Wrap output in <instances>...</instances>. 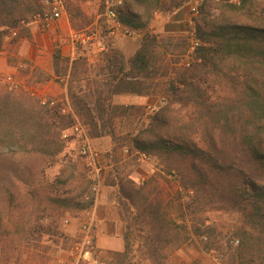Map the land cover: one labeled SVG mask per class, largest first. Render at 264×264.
<instances>
[{"label": "trees", "instance_id": "1", "mask_svg": "<svg viewBox=\"0 0 264 264\" xmlns=\"http://www.w3.org/2000/svg\"><path fill=\"white\" fill-rule=\"evenodd\" d=\"M42 1L0 0V46L10 29L28 24L42 10ZM188 1L124 0L119 21L143 31L138 49L129 57L108 44L98 54L100 61L88 66L86 61H71L56 48L53 74L65 87L73 113L62 114L58 104L41 105L27 91L0 83V151L36 153L59 166L52 183L33 182L35 187L24 193L21 202L13 203L14 194L2 190L9 192L8 206H17L20 213L3 219L0 212V264L11 259L10 252L19 244L29 245L44 235L62 236L59 219L66 209L93 204L89 169L80 154L66 149V130L76 118L89 138L107 135L111 139V149L104 154L108 169L103 183L115 187L118 214L125 224L124 249L113 252L117 264H125L134 226L143 232L152 254L162 243L171 245L193 234L204 237L210 225L202 208L210 201L238 215L233 234L239 243L230 248L225 264H264V183L237 166L238 152L264 165V17L253 10L259 6L257 0H239L238 4L220 0L215 3L222 6L225 1V11L214 17L209 14L212 6L204 0L198 12L201 22L196 36L203 44L196 50L197 61L169 83L171 101L188 110L174 115L166 106L130 139V155L134 150L146 155L163 150L200 160L204 166L191 164L180 176L182 185L195 191L182 194L165 190L156 176L136 181L122 174L129 162L123 159V142L115 133L114 121L139 107L115 103L113 97L151 94L147 79L153 76L159 58L157 37L149 30L153 12L171 13ZM235 12L253 16V22L236 20ZM162 127L166 129L160 132ZM233 173L235 181L224 178ZM22 202L34 204L27 218L20 208Z\"/></svg>", "mask_w": 264, "mask_h": 264}, {"label": "rangeland", "instance_id": "2", "mask_svg": "<svg viewBox=\"0 0 264 264\" xmlns=\"http://www.w3.org/2000/svg\"><path fill=\"white\" fill-rule=\"evenodd\" d=\"M230 1L238 4L239 0ZM257 2L259 6L256 7V10H253L257 15L264 17V0H257ZM207 3L212 6L209 13L210 17L220 16V14L224 13L226 8L224 6L225 1L221 3L222 6L217 5L215 1L212 2L211 0H207ZM66 7L72 15H78V0L68 1ZM95 10L99 19V14L103 10V0L96 1ZM154 16L155 14L153 12V19L149 25V30L157 37L155 50L159 54V58L153 76L147 79L151 94L145 103L137 104L139 109L136 110V112L134 111L132 115L118 117L114 121L117 137L120 142H123V147L126 146L129 149L132 147L130 139L136 136L139 131H143L155 119L156 115H159L164 107L169 106L170 109L172 108L171 114L174 115H183L186 110H188L187 107L185 108L181 106V104L171 101L172 93L169 83L171 80L175 79L179 72L188 68L182 66L181 61L184 56L188 54L189 34L188 32L175 34L155 33L152 28ZM191 16V27L197 31L201 22V17L199 13ZM233 16L239 21L253 22V16L250 17L246 14L237 12H235ZM77 23L83 24L79 26L78 29L85 28L90 24L89 16L86 15L84 18L82 17ZM28 24L14 28L17 32L15 36L11 35V29L4 36L3 43L0 46V61L3 62L0 68V83L7 84L13 89H23L29 94L28 88L39 87L38 85H41L40 82L45 81L49 74H46L45 71H33L32 74H29L26 68H19L16 65L18 61H24L22 57H24L25 53L21 51L28 49L23 46L20 41L22 37L29 36ZM136 30L138 32L136 36L140 39L143 31L139 29ZM51 44L52 51L54 52L57 48L56 44L55 42H51ZM196 50L191 54V61L193 62L197 61L195 56ZM6 64L16 65L18 68L13 73L6 72L2 69ZM9 74L19 83L17 87L6 82L5 77ZM63 88L65 90V87ZM54 96L57 99L63 97L68 98L66 90ZM157 100L163 101L160 109L161 111L158 114L146 115L144 111L145 104ZM165 129V127H162L160 132L165 131ZM66 133L69 136L66 149L73 150L75 154H80L79 149L81 141L72 133L70 127L66 130ZM148 138L152 139L151 136H148ZM262 149H264V141ZM148 155L150 156V161L146 162L133 153L130 155V151L127 154H123V159L129 162V166L126 167L122 174L128 173L130 177L132 174L136 177V181H145L151 176H156L165 190H179L182 194H189L188 190L195 191V188H185L182 185L183 182H181L180 176L188 172V168L191 164L197 165L198 167L204 166L200 160L193 159L190 156L184 157L175 152H165L163 150L155 153L151 152ZM237 159V166L240 167L239 169H242L243 174L249 175L259 183H264V165L262 163L251 159L241 152H238ZM58 169L59 166L57 163H52L51 160L36 153H23L15 150L0 151V212L3 219H6L9 213H14L15 217L20 213V211L16 209L17 206H8L7 199L9 198V192H4L2 191L3 189H8L14 194L15 199L13 203H16L23 197L27 190L35 187L33 184L37 180H43L44 183H52L58 174ZM224 178L232 181L237 179L234 173L231 175L227 174ZM63 187H66V185L63 184ZM222 205V207L226 206V204ZM218 207H221L220 202L212 203L210 201L202 208V214L207 218L206 225H210V231L206 233L204 237H197V234H193L189 235V237L183 241L171 245L162 243L154 254L151 253L152 250L149 249L147 243H145L143 232L134 226L132 234L130 235V250L126 257L125 264H158L155 260L161 262V264H225L230 248L239 243V237L233 234L238 215ZM20 208L23 213L26 214L27 218V214L34 208V204L22 202ZM82 210L83 209H66L59 219L60 230L63 232L62 236L58 237L57 235H52L49 238L47 235H44L39 241H33L31 244L29 242V245L19 244L18 248L10 252L11 259L7 261L6 264H39L60 258L62 256L61 250L66 248L76 236ZM66 218L69 219V223L67 224L64 223ZM43 222H47V219L44 218ZM72 223H75V226L71 230ZM235 240H238V243H235ZM32 243H35L36 246ZM1 255L2 253L0 252V258L2 257ZM106 256L111 259V264H117L113 252L106 254Z\"/></svg>", "mask_w": 264, "mask_h": 264}, {"label": "crops", "instance_id": "3", "mask_svg": "<svg viewBox=\"0 0 264 264\" xmlns=\"http://www.w3.org/2000/svg\"><path fill=\"white\" fill-rule=\"evenodd\" d=\"M97 0H78L79 13L72 15L67 8L66 16L61 21V29L64 33L73 30H79L78 27L83 24L77 22L84 16H89L90 24L87 28L96 27L98 21V14L95 13ZM101 2V1H100ZM152 23L153 31L157 34H175L186 33L192 26V16L189 13L188 6L183 5L179 9L171 13H162L158 11L154 16ZM76 24V25H75ZM85 27V26H84ZM85 27V28H86ZM28 37H22L21 43L25 46L26 50L23 60L18 61L19 68H26L29 74L33 71H45L49 74L48 79L40 82L43 90L50 95H57L64 92V88L55 80L52 66V44L54 42L52 34L44 31L36 23L30 22L28 24ZM108 44L115 49H118L124 57L132 55L139 47L138 36L133 37H119L108 39ZM59 49L64 56L70 60L86 61L88 66H94L98 63V54L91 53L88 49L70 43L62 44ZM1 60V58H0ZM3 62L0 61V68ZM6 64L3 70L6 72H15L17 66ZM149 99V96L134 95V94H116L113 101L119 104H143ZM89 142L96 152L102 163V184L99 191L94 194V201L91 206L92 217L95 221V246L97 251L102 254H109L111 252H120L124 249V224L121 221L115 202V187L106 185L103 180L107 174V166L105 165L104 154L111 149V139L109 136H101L97 138H90ZM134 180L136 177L131 174ZM71 230L74 228L75 223L71 224Z\"/></svg>", "mask_w": 264, "mask_h": 264}, {"label": "built area", "instance_id": "4", "mask_svg": "<svg viewBox=\"0 0 264 264\" xmlns=\"http://www.w3.org/2000/svg\"><path fill=\"white\" fill-rule=\"evenodd\" d=\"M68 1L76 0H43L42 10L33 15L31 19V22L38 24L44 31L52 34L53 41L57 48L64 43H70L73 45H80L88 49L91 53L98 54L107 48L108 39L138 35L136 29L125 26L118 19V11L123 8L124 0H103V10L99 14L96 27L93 29L86 27L64 33L61 29V21L66 16V3ZM213 1L218 2L220 0ZM203 2L204 0H189L185 5L188 6L191 15H196ZM157 13L158 10H155L154 14ZM187 32L189 34L188 54L184 56L181 61V65L184 67H189L191 65L193 62L191 61V54L203 44V42L197 38L196 31L193 27L189 28ZM16 33V30H11V35L15 36ZM5 80L15 87L19 85L10 74L5 77ZM38 86L39 87L28 88V92L32 97H35L41 105L53 106L58 104L62 114L73 113L67 97L57 99L54 95L47 94L41 85ZM162 104V100L146 103L144 106L145 114L154 115L158 113ZM70 129L77 139L81 141L79 153L89 169L90 178L93 180L91 191L93 194H96L102 184L100 175L103 165L98 155L91 148L89 137L86 136L85 127L78 119L72 124ZM127 153H129V148L126 146L122 147V154ZM133 154L140 157L143 161H150L149 155L141 153L138 150H134ZM188 192L189 194L193 193L192 190ZM91 206L92 205L85 207L81 211L76 236L66 248L61 250L62 256L58 259L39 264H111V259L96 249L95 221L92 217ZM64 223H69V219L66 218ZM235 243H238V240H235Z\"/></svg>", "mask_w": 264, "mask_h": 264}]
</instances>
